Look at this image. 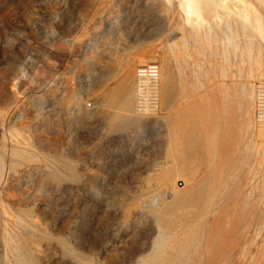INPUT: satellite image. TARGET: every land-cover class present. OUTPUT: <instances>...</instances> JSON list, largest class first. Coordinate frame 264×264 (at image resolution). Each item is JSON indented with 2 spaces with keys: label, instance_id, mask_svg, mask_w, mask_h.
<instances>
[{
  "label": "rangeland",
  "instance_id": "374dc122",
  "mask_svg": "<svg viewBox=\"0 0 264 264\" xmlns=\"http://www.w3.org/2000/svg\"><path fill=\"white\" fill-rule=\"evenodd\" d=\"M149 61L154 115L133 111ZM116 81L128 101L100 97ZM263 82L264 0H0V264H264ZM208 169L224 196L175 203L165 181Z\"/></svg>",
  "mask_w": 264,
  "mask_h": 264
},
{
  "label": "built area",
  "instance_id": "2783aa9c",
  "mask_svg": "<svg viewBox=\"0 0 264 264\" xmlns=\"http://www.w3.org/2000/svg\"><path fill=\"white\" fill-rule=\"evenodd\" d=\"M159 64L149 61L137 65L134 74V106L138 114L154 115L160 112L158 98ZM254 121L264 122V82L256 86L254 93Z\"/></svg>",
  "mask_w": 264,
  "mask_h": 264
},
{
  "label": "crops",
  "instance_id": "0c3cea01",
  "mask_svg": "<svg viewBox=\"0 0 264 264\" xmlns=\"http://www.w3.org/2000/svg\"><path fill=\"white\" fill-rule=\"evenodd\" d=\"M139 44V42H138ZM117 50L115 54H107L106 55V61L108 67L111 69V72H107V75H117L116 68L118 66V62L124 58L123 50L125 48V44L121 43L120 47L119 45H116ZM122 52H118V51ZM133 65H129V67L132 70ZM93 77V76H92ZM91 77V82H92ZM131 92V84L126 81L125 83H121L120 81H116L114 85L111 87L108 86L105 88V90L101 93L100 97L102 99L111 100L114 103L118 101H128L129 96ZM204 107L200 108L195 101L192 102L191 108L188 110L190 114H192L193 118H202L203 121L200 122L201 125L205 126L204 134L206 135V142L209 141V132L208 127L210 125V119H220V117L225 116V99L224 101H220L218 98H215L212 95L206 96L204 98ZM223 113V115H222ZM116 115V114H115Z\"/></svg>",
  "mask_w": 264,
  "mask_h": 264
},
{
  "label": "bare ground",
  "instance_id": "6f19581e",
  "mask_svg": "<svg viewBox=\"0 0 264 264\" xmlns=\"http://www.w3.org/2000/svg\"><path fill=\"white\" fill-rule=\"evenodd\" d=\"M163 79H164L163 84L164 86H166L168 83V78L163 76ZM258 133L264 134V127L258 128ZM158 179L167 180V176L163 174V176L160 175ZM165 183L168 184V187L170 186V191L174 192L175 196H173V199L175 203L181 202L183 206H190V205L195 206L199 204L202 199L204 200L205 198H207L211 192L219 191L220 197L224 196L226 192V188L222 186L223 180L221 178L218 177L210 178V169H208L204 174L183 180L182 181L183 186L180 188H177L176 187L177 185H175V183L172 184L169 183V181H165ZM153 210H155V207H153ZM241 216H242V210L238 209V211L234 216L233 222L235 221V219L240 218ZM190 222H192V220H190ZM223 228L225 229L224 226ZM188 238L185 241H187Z\"/></svg>",
  "mask_w": 264,
  "mask_h": 264
}]
</instances>
